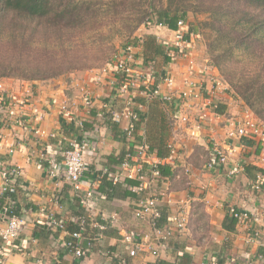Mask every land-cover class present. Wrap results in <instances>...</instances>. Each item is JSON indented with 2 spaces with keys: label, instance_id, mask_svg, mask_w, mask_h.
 Listing matches in <instances>:
<instances>
[{
  "label": "crops",
  "instance_id": "crops-1",
  "mask_svg": "<svg viewBox=\"0 0 264 264\" xmlns=\"http://www.w3.org/2000/svg\"><path fill=\"white\" fill-rule=\"evenodd\" d=\"M139 34L146 42L133 49L135 69L153 68L156 72L169 69L176 79V89L182 90L181 82L187 77L186 60L178 58L174 63L164 64L148 48L172 40V31L141 27ZM195 39V36L189 37V47L194 58L193 80L201 87V99L189 103V109L183 108L179 100L163 103L142 96L134 100L139 113V121L134 124L135 142L154 148L151 162L166 167L169 172L165 180L150 183L149 193L158 197V206L169 219L176 216L179 207H186L191 213L193 231L175 234L170 247L157 256L139 252L131 257L129 246L122 242L124 233L146 234L149 228L146 222L132 215L139 197L133 188L138 182L124 179L113 183L111 180L117 163L123 160L128 149L133 151L135 144L124 134L129 119H113L126 102V97L118 94L119 83L113 72L100 74V69H93L34 82L0 79L10 98L31 101L34 111L28 113L30 123L54 135L38 144L39 138L19 128L9 125L0 128V160L6 167L21 171L14 200L7 204L17 207L18 217L23 220L16 240L0 243V264H155L159 260L172 264H217L219 261L221 264H264V175L263 186L255 191L256 173L247 170L252 166L264 171V146L250 138L251 146H245L241 140L227 139L226 133L232 128L230 119L250 110L230 95L228 86L208 58L196 50ZM85 92L92 97L93 107L90 117L85 119V128L76 133L68 129L67 125H74L63 120L58 106L65 102L74 117L82 118ZM213 105L218 106L220 114L214 111ZM183 112L190 117L186 125L178 120ZM73 139L87 143L88 171L78 193L66 181L62 166L64 153ZM211 142L229 151V162L224 167L206 168ZM11 146L15 150L9 154ZM155 148H160L166 156H156ZM164 148L168 149V155ZM41 156L54 161L56 178L51 179L47 174V163ZM234 168L236 172L230 174ZM143 174L150 178L148 171L144 170ZM2 188L0 174V196ZM90 189L96 195L92 199V223L83 234L82 248L86 249L88 238L100 237L77 259L65 243L76 231L75 219L84 212L79 196ZM231 207L246 213L248 219L245 225L236 222L234 230L228 231L223 222L231 218ZM49 213L64 224L62 231L46 227ZM95 223L105 229L98 231ZM253 233L259 236L249 244L248 237ZM183 254L188 258L182 259Z\"/></svg>",
  "mask_w": 264,
  "mask_h": 264
},
{
  "label": "trees",
  "instance_id": "trees-1",
  "mask_svg": "<svg viewBox=\"0 0 264 264\" xmlns=\"http://www.w3.org/2000/svg\"><path fill=\"white\" fill-rule=\"evenodd\" d=\"M190 15L193 22L189 21ZM199 15L204 19L199 20ZM178 21L185 25L187 40L195 35L205 37L210 64L228 86L230 95L264 124V0H0V79L48 81L106 66L116 38L131 40L119 51L128 46L135 48L146 42L136 34L141 27L173 31ZM148 48L164 64L171 62L166 55L169 48L159 43ZM150 69L155 76L160 74ZM215 112L221 113L218 106ZM67 126L76 133L85 128ZM241 142L252 145L248 138ZM155 150L156 156H166L160 148ZM163 150L169 154L167 148ZM156 168L161 181L165 180L167 168ZM247 170L264 175V171L252 166ZM16 183L17 180L15 187ZM15 192H2L0 207L14 200ZM10 208L8 215L18 216L17 207ZM158 210L160 227L169 218L159 206ZM192 222L190 213L187 232L193 231ZM235 225L232 218L223 222L228 231H233ZM181 258L188 256L183 254ZM155 264L172 263L159 260Z\"/></svg>",
  "mask_w": 264,
  "mask_h": 264
},
{
  "label": "built area",
  "instance_id": "built-area-1",
  "mask_svg": "<svg viewBox=\"0 0 264 264\" xmlns=\"http://www.w3.org/2000/svg\"><path fill=\"white\" fill-rule=\"evenodd\" d=\"M172 40L161 42V45L169 48L167 56L171 63H174L178 58H183L187 62V77H185L181 85L182 90H177V83L174 75L169 69H164L158 74L154 75L151 69L139 71L135 69V56L133 53L134 47L128 46L117 53L110 62L100 68V74L114 73L118 79V94L126 97V102L120 113L114 114L113 119L119 121L120 118L125 117L129 119V126L124 130L127 140L135 143L133 151L127 150L123 160L117 166L116 172L111 178L113 183L127 179L136 180L138 185L133 188L136 193L138 201L133 210V217L138 221L146 222L149 232L146 234L127 232L121 236L123 243L129 246V255L135 256L139 252H148L153 256H157L159 252H164L168 248V241L174 233H186L187 224L189 220V210L186 207H179L174 218H170L164 225L158 226L160 219V212L158 210L159 199L156 195L149 193L150 183L152 181H161V175L156 168L159 164L151 162L153 156L149 146L146 143L135 142V127L134 124L139 121V114L134 105V100L138 96L146 99H157L163 103H170L179 100L183 108H190L189 103H193L201 99V87L197 85L193 77L194 58L190 54L189 39L187 40L186 28L183 21L177 22L176 30L172 31ZM116 82V80H115ZM217 84V83H216ZM221 86V83L218 82ZM228 88V87H227ZM7 91L3 85L0 84V128L1 126H12V128H19L25 133H29L34 137L39 138L38 144L43 142L44 138H52L54 135H48L44 130L37 128L30 123L31 116L28 114L33 110V104L28 98L12 99L7 95ZM83 112L82 118H76L73 111L67 103L62 102L58 106V113L64 121L74 125L79 130L85 126V119L90 117L91 109L93 107V99L89 93L85 92L82 96ZM217 105H213V109ZM189 115L186 112L181 113L178 120L186 125L189 122ZM230 128L226 137L230 140H241L243 138H250L262 142L264 146V124H262L257 117L250 111H245L241 117L230 119ZM17 145V143H15ZM209 160L206 163L208 170H213L217 167H224L229 162V151L223 148L217 142L210 143ZM15 148L9 147L8 153L12 154ZM87 150V143L73 139L69 142V147L64 153L62 166L64 168V175L66 181L69 183L72 190L76 193L82 189V180L88 171V166L85 162V153ZM46 160V172L51 179L56 178L55 163L53 160L41 156ZM150 173V178L141 176V172L145 170ZM236 168L230 172H236ZM0 174L3 179L2 192L8 191L14 193L15 182L21 176V171L15 167H6L5 163L0 160ZM255 191H259L263 186V175L256 174L253 184ZM95 190L90 189L86 191L84 196H79V205L83 209V213L75 219V224L78 230L70 234V239L66 241L65 247L69 249L75 258L81 259L85 253L94 245L96 240L100 237H91L87 239L86 249L82 248L81 242L83 234L89 223H92L93 209L92 199L95 197ZM9 205L0 207V243H13L23 226V220L18 216L8 215L10 210ZM229 215L236 220L238 225H245L248 215L237 211L231 207ZM45 225L51 230H63L64 224L58 220L53 214L49 213L46 216ZM98 228V231H103V225L93 224ZM258 233H253L248 237V243L253 244L258 238ZM2 261H0L1 263Z\"/></svg>",
  "mask_w": 264,
  "mask_h": 264
},
{
  "label": "rangeland",
  "instance_id": "rangeland-1",
  "mask_svg": "<svg viewBox=\"0 0 264 264\" xmlns=\"http://www.w3.org/2000/svg\"><path fill=\"white\" fill-rule=\"evenodd\" d=\"M199 20H202L204 19V16H201L199 15L198 16ZM189 21L190 22H193L194 21V18L192 15L189 16ZM141 29V28H140ZM139 29V30H140ZM139 30L137 31L136 34H139ZM135 35V34H134ZM133 35V36H134ZM196 39H195V44H196V50L200 53H202V55L204 54L207 58H208V61H209V57L207 55V48H206V40H205V37L203 35H195ZM131 40H124V39H120V38H116L114 43H115V49L114 51L112 52L110 58L112 59V56L115 55V53H117L123 46H125L126 44H128V42H130ZM190 54L192 55V51L190 49ZM193 57V56H192ZM109 59V62L110 60ZM210 62V61H209ZM105 65H100L98 68H95V69H100L102 67H104ZM94 68H92L91 70H93ZM86 71V70H85ZM89 71V70H88ZM76 72V71H75ZM80 72H83V71H80ZM245 106V105H244ZM248 109V108H247ZM249 110V109H248ZM251 112V111H250Z\"/></svg>",
  "mask_w": 264,
  "mask_h": 264
}]
</instances>
